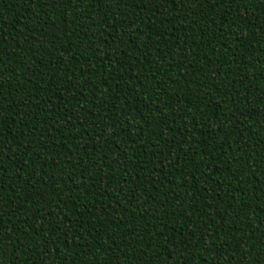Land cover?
Segmentation results:
<instances>
[{"label": "trees", "instance_id": "16d2710c", "mask_svg": "<svg viewBox=\"0 0 264 264\" xmlns=\"http://www.w3.org/2000/svg\"><path fill=\"white\" fill-rule=\"evenodd\" d=\"M0 264H264V0H0Z\"/></svg>", "mask_w": 264, "mask_h": 264}]
</instances>
